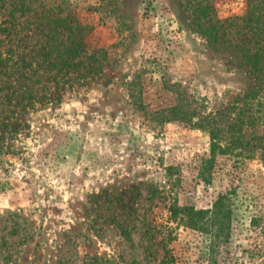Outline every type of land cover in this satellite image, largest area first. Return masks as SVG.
Masks as SVG:
<instances>
[{
	"label": "rangeland",
	"instance_id": "obj_1",
	"mask_svg": "<svg viewBox=\"0 0 264 264\" xmlns=\"http://www.w3.org/2000/svg\"><path fill=\"white\" fill-rule=\"evenodd\" d=\"M211 2L222 19L247 9ZM186 5L0 0V264H261L264 161L212 157L209 132L257 83L236 30L210 42ZM79 22L99 60L67 73ZM226 192L231 233L215 242L194 211Z\"/></svg>",
	"mask_w": 264,
	"mask_h": 264
},
{
	"label": "trees",
	"instance_id": "obj_2",
	"mask_svg": "<svg viewBox=\"0 0 264 264\" xmlns=\"http://www.w3.org/2000/svg\"><path fill=\"white\" fill-rule=\"evenodd\" d=\"M185 1L187 2L186 6L190 9L191 17L208 41L216 42L228 38V33L236 30L239 38L236 46L241 52L243 60L250 66L257 83L256 89L245 94V98L248 99L245 106L233 107V109H237V113L227 125L221 126L217 123L216 118L212 119L213 126L209 131L210 153L212 157H215L217 153L249 158L259 155L260 159L264 161V133L257 129L264 126V100L258 99L261 109L254 108V100L261 97L262 95L259 93L264 91V0H247V9L243 15L225 19L217 17L214 13V4L211 0ZM47 17L48 19H46ZM44 18L49 20L45 9ZM59 22L63 23L64 21L60 20ZM88 27L89 25L79 22L69 29L71 32L70 44L59 52L58 57L61 67H64L67 73L79 70L84 61L97 62L99 60L95 55L97 51L88 54L85 42ZM43 48L42 55L48 62L52 51L48 50L47 46H43ZM23 60L26 59L23 58ZM255 129L257 132L254 131ZM213 162L214 159H207L202 168L201 174L208 182H210V178L206 173L210 174ZM233 204L230 192L220 193L211 208L194 211V225L202 233L208 234L210 239L215 242L227 238L231 233ZM259 218L253 219L254 224L260 227V232L264 235V224ZM261 264H264V254L261 255Z\"/></svg>",
	"mask_w": 264,
	"mask_h": 264
}]
</instances>
